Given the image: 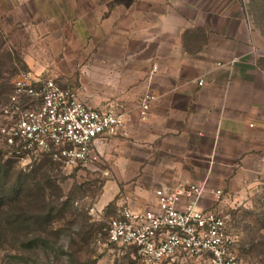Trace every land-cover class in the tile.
Masks as SVG:
<instances>
[{
  "label": "crops",
  "instance_id": "0c3cea01",
  "mask_svg": "<svg viewBox=\"0 0 264 264\" xmlns=\"http://www.w3.org/2000/svg\"><path fill=\"white\" fill-rule=\"evenodd\" d=\"M0 31L24 35L34 76L55 80L42 64L97 57L99 78L121 81L125 119L115 135L144 121L146 173L162 177L152 181L149 207L157 191L192 176L230 181L203 199L233 207L264 177V56L250 50L240 13L219 10L216 0H0ZM136 81L132 117L122 98ZM146 95L153 99L141 119Z\"/></svg>",
  "mask_w": 264,
  "mask_h": 264
},
{
  "label": "rangeland",
  "instance_id": "374dc122",
  "mask_svg": "<svg viewBox=\"0 0 264 264\" xmlns=\"http://www.w3.org/2000/svg\"><path fill=\"white\" fill-rule=\"evenodd\" d=\"M216 1L219 10L224 8L241 14L249 30L250 50L264 56V0ZM227 21H232L231 17ZM19 36L24 37L21 32L13 37L0 31V127L6 122L1 107L8 102L13 80L23 71L34 72L24 61L25 40ZM94 51L97 53V48ZM94 60L97 57L93 63L79 62L78 58L71 57L67 62L58 59L54 64L42 66L59 85L75 89L91 106L104 107L120 101L117 90L124 85L114 78H99V65ZM139 86V81L127 83L125 88L131 95L122 98L127 115L132 117L139 109L141 95L136 94ZM126 124L122 133L113 135L95 151L88 164L72 167H63L42 156L33 161L30 169L24 170L21 164L6 156L8 148L0 137L2 162L10 168L1 177L0 191L11 192L17 178L23 184L19 193L13 192L5 199L3 209L10 211L18 202L23 213L32 215L37 221L26 238L40 237L32 249H27L12 244L14 233L10 229L3 231L6 242L0 246V264H139L134 250L123 251L107 244L105 228L109 218L121 207L141 210L149 207L153 203L149 202L152 181L162 177L146 173L144 121ZM157 162L160 166L167 160ZM221 178L185 177L173 186L204 182L205 191H226L231 183H223ZM259 178L242 193L239 205L216 208L208 195L201 202L204 208L218 209L225 217L232 254L241 264H264V177ZM210 259L208 253L201 256L182 253L161 264H209Z\"/></svg>",
  "mask_w": 264,
  "mask_h": 264
},
{
  "label": "built area",
  "instance_id": "2783aa9c",
  "mask_svg": "<svg viewBox=\"0 0 264 264\" xmlns=\"http://www.w3.org/2000/svg\"><path fill=\"white\" fill-rule=\"evenodd\" d=\"M152 99L151 95L142 99L141 119ZM1 114L6 120L0 127L1 137L8 153L22 166L42 156L63 167L86 165L125 119L118 103L91 106L75 89L29 71L13 80ZM204 194V182L177 184L157 191L151 207L119 208L107 222V244L134 250L139 264H161L182 253H208L209 264H241L232 254L225 217L218 209L201 206Z\"/></svg>",
  "mask_w": 264,
  "mask_h": 264
},
{
  "label": "trees",
  "instance_id": "16d2710c",
  "mask_svg": "<svg viewBox=\"0 0 264 264\" xmlns=\"http://www.w3.org/2000/svg\"><path fill=\"white\" fill-rule=\"evenodd\" d=\"M6 156L16 161L20 165L18 160L13 156H11L9 153L6 152ZM46 157L48 158L49 161H52L48 156ZM34 163L35 162H32L29 166H22V168L24 170L30 169V167H32L31 165H33ZM9 170H10L9 165H7L5 162H2V156L0 155V183L2 182L1 177L6 175L7 171ZM12 184L13 187L11 188V192H9L8 194L4 193V191L2 192V190L0 191V231H1L0 246L1 247L4 246V242H6V239L4 238L5 233H3V231L6 232L8 229H10V231L14 233L13 235L14 240L12 239V244L16 246H21L23 248L32 249V247L35 246L36 242L40 240V237H36V236H33L31 238H26V237L29 233H32L30 229L33 228V225L37 222L36 218L31 217L32 215L28 216L27 214L23 213L24 211L19 206V204H17L18 202H16L10 207V211H5L3 209L5 199H7V197H9L11 193L15 192L16 194L19 193L21 189H23V184H21L19 178H17V180L14 181ZM1 188L2 187L0 185V189ZM23 229L24 231L25 229H27L28 231L27 232L25 231L24 234H20L19 231ZM24 237L26 239H23Z\"/></svg>",
  "mask_w": 264,
  "mask_h": 264
}]
</instances>
